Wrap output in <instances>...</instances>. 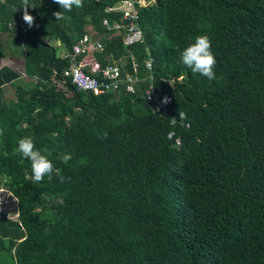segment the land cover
Listing matches in <instances>:
<instances>
[{"label":"trees","instance_id":"obj_1","mask_svg":"<svg viewBox=\"0 0 264 264\" xmlns=\"http://www.w3.org/2000/svg\"><path fill=\"white\" fill-rule=\"evenodd\" d=\"M43 1L30 0L29 28L14 12L22 0H0V58L21 42L34 80L0 70V178L18 203L16 219L0 211L3 264H264V0H147L133 46L103 24L122 20L124 0H83L61 21ZM86 35L103 45L100 69L133 73L135 60L136 94L95 96L63 78L70 62L53 44L71 50ZM198 35L211 41L214 80L180 61ZM150 84L171 97L167 112L146 99ZM24 137L58 174L32 182L15 152Z\"/></svg>","mask_w":264,"mask_h":264},{"label":"built area","instance_id":"obj_2","mask_svg":"<svg viewBox=\"0 0 264 264\" xmlns=\"http://www.w3.org/2000/svg\"><path fill=\"white\" fill-rule=\"evenodd\" d=\"M137 5L148 7L147 0H124L118 3L115 10L122 12V20L113 25L108 20H104L103 24L108 30H111L115 35H121L123 43L126 46H133L137 43L143 42L144 32L140 24V10ZM107 11H109L107 9ZM103 49L100 41H93L89 35H86L73 49L63 55L64 59L69 60L70 64L63 72V78L70 80L78 91L93 94L95 96L103 94L119 95L122 91L131 94H136L138 85L141 80H144L139 75V67L135 60H133V73L126 70V64H118L116 62L108 64L104 68L99 67L96 63L95 54ZM153 59L149 58L146 61V70L151 71ZM89 70L86 71L85 69ZM151 80L153 77L150 75ZM167 84L173 87V82L168 81ZM162 90H155L153 84L148 85L144 90V95L148 101H155L158 103V110L168 111L172 99L169 95L161 93ZM165 100L167 102H165ZM185 118V115H181ZM181 126L184 125L181 122ZM173 134L169 135L172 138ZM176 145H181V141L177 140Z\"/></svg>","mask_w":264,"mask_h":264},{"label":"clouds","instance_id":"obj_3","mask_svg":"<svg viewBox=\"0 0 264 264\" xmlns=\"http://www.w3.org/2000/svg\"><path fill=\"white\" fill-rule=\"evenodd\" d=\"M52 2L58 5L62 10L53 13L57 21L65 19L64 12H71L73 8L79 9L83 7V0H52ZM29 8H36V6L34 4H31L30 0H22V7L14 9V12H16L18 9H23L22 19L25 24L29 28H31L34 24V17L29 14ZM211 48L212 45L209 37L207 35H198L195 37L194 42L190 43L182 50L180 54V61L186 68L190 69L192 73L200 74L201 76L209 80H214L216 78V74L214 71V68L216 66V59L213 52L211 51ZM65 50L66 51L59 55L61 59H64L63 55L65 53L71 51L67 49ZM2 68L3 67H1L0 70ZM165 102L167 101L165 100ZM3 135L4 129L0 128V136ZM107 136L108 133L104 132L101 134L100 138L107 139ZM15 152L19 154L22 159L30 163V179L34 184L42 182L45 177L51 179L54 172H57L58 174V170L54 168L52 161L49 160L46 155L42 154V152L36 148L35 143L31 137H24L19 139L18 146L16 147ZM60 159L65 165H67L72 159V156L70 153H65L60 157ZM58 179L60 180V182H64L65 180L63 176L59 175Z\"/></svg>","mask_w":264,"mask_h":264},{"label":"rangeland","instance_id":"obj_4","mask_svg":"<svg viewBox=\"0 0 264 264\" xmlns=\"http://www.w3.org/2000/svg\"><path fill=\"white\" fill-rule=\"evenodd\" d=\"M120 13V12H119ZM117 22V21H116ZM115 22V23H116ZM114 24V23H113ZM111 24V25H113ZM54 41V40H51ZM22 45V46H21ZM55 48L57 49L58 55L62 54L64 51H66L60 44V42H55L53 44ZM9 48L12 49L15 52L14 56H9L8 59L0 60V68L1 67H9L13 69L16 73L21 75V78L19 80V83L23 86H29L30 84L34 83V80L28 79L24 76V61L25 56L23 53V50L25 47L20 42V44L16 43V41H13ZM12 58V59H10ZM13 58L15 60H13ZM15 88L12 85H8L5 87V97L7 100L15 99ZM4 179L0 178V211L4 212L9 218L16 219L17 218V200L11 196V194L4 189L3 186ZM6 260H10V257L7 253L0 252V263L3 264L6 262Z\"/></svg>","mask_w":264,"mask_h":264},{"label":"water","instance_id":"obj_5","mask_svg":"<svg viewBox=\"0 0 264 264\" xmlns=\"http://www.w3.org/2000/svg\"><path fill=\"white\" fill-rule=\"evenodd\" d=\"M51 1H52V0L43 1L42 9L45 8V6H46L49 2H51ZM36 15H37V13H35V15H34V20H35V18H36Z\"/></svg>","mask_w":264,"mask_h":264},{"label":"crops","instance_id":"obj_6","mask_svg":"<svg viewBox=\"0 0 264 264\" xmlns=\"http://www.w3.org/2000/svg\"><path fill=\"white\" fill-rule=\"evenodd\" d=\"M45 1H46V0H45ZM3 40L9 42V39H8L7 37H5ZM9 56H13V55H9ZM9 56H8V57H9ZM8 57H6V58L8 59ZM6 58H0V60H4V59H6ZM10 59H12V58H10ZM13 60H15V59L13 58ZM24 64H25V61H24Z\"/></svg>","mask_w":264,"mask_h":264}]
</instances>
